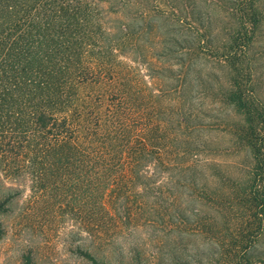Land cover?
<instances>
[{"label": "trees", "instance_id": "16d2710c", "mask_svg": "<svg viewBox=\"0 0 264 264\" xmlns=\"http://www.w3.org/2000/svg\"><path fill=\"white\" fill-rule=\"evenodd\" d=\"M226 1L237 27L218 42L185 10L173 20L192 35L197 55L226 69L229 76L228 86L217 96L218 104L232 106L239 115L240 123L226 130L252 159L241 182L227 181L221 191L210 189L207 176L216 166L197 159L198 145L184 147L178 139L173 143L176 132L168 131L167 124L158 129L157 116L131 129L130 122L115 116L116 105L102 112L88 97L76 96L80 85L91 79L115 85L129 74L118 55L132 44L134 34L130 22L107 21L110 11L99 6L107 0H0L2 155L19 157V150L31 145L41 157L26 155L30 161L51 153L57 161L77 160L85 167L88 198L99 194L101 213L111 226L126 222L139 227L160 219L169 231L189 239L207 236L214 244L205 253L213 261L207 264H252L254 244L264 230V106L244 82V60L253 43L257 12L254 0ZM114 90L123 94L129 111L127 91L119 86ZM165 136L173 139L168 145L153 139ZM121 197L125 217L116 207ZM201 199L222 212L220 226L201 218ZM160 210L168 213L166 221L156 215ZM3 235L0 224V239ZM82 253L98 264L89 252ZM174 254L182 264H202L186 250H173L172 259ZM22 264H34L30 254L23 256Z\"/></svg>", "mask_w": 264, "mask_h": 264}, {"label": "rangeland", "instance_id": "374dc122", "mask_svg": "<svg viewBox=\"0 0 264 264\" xmlns=\"http://www.w3.org/2000/svg\"><path fill=\"white\" fill-rule=\"evenodd\" d=\"M224 1L227 2L107 0L100 4L101 9L110 11L111 16L106 13V18L111 24L130 22L132 44L118 55L129 74L115 85L108 80L99 83L91 79L80 85L76 95L81 99L88 97L102 112L109 105H116L115 116H120L121 122L124 118L130 122L131 129L147 122L150 115L157 116L158 129L167 124V130L176 135L174 140L154 137L155 142L168 145L178 139L184 147L198 145L197 159L216 166L212 170L214 175L211 172L207 177L209 188L217 191L227 181L241 182L252 159L247 150L233 144L226 130L240 123L239 115L232 106L218 104L221 100L218 91L228 86L226 69L198 56L192 35L183 32L173 19L180 11H187L193 22L205 26L203 29L199 25V29L209 31L210 38L218 42L224 32L237 27L230 18L231 5ZM254 6L257 25L244 60L248 68L244 82L264 106V0H254ZM116 86L127 91L129 111L124 106L123 94L114 90ZM33 154L41 157L31 145L19 150V157L12 159L0 152V202L4 203V211L0 212L4 230L0 264H22L26 254L31 255L34 264H92L82 252H89L98 264H182L177 254L172 259L173 250L178 253L186 250L202 264L213 262L207 254L214 244L207 236L194 235L189 239L187 235L169 231L157 216L153 223L139 227L126 222L118 228L111 226L101 213L99 194L88 198L82 163L74 159L57 161L52 153L44 159L38 157L37 161L26 158ZM199 178L202 182L205 179ZM181 192L184 193L183 189ZM212 197L218 202L216 196ZM119 199L116 207L125 217L124 198ZM204 199L198 202L201 218L220 226L224 222L222 212L207 205ZM156 215L168 217L165 210ZM253 249L252 264H264V230Z\"/></svg>", "mask_w": 264, "mask_h": 264}]
</instances>
